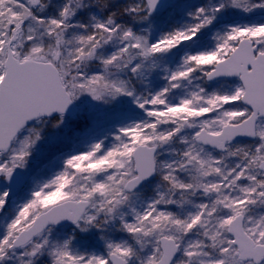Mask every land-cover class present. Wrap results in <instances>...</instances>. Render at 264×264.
<instances>
[{"label": "snow or ice", "instance_id": "obj_1", "mask_svg": "<svg viewBox=\"0 0 264 264\" xmlns=\"http://www.w3.org/2000/svg\"><path fill=\"white\" fill-rule=\"evenodd\" d=\"M0 264H264V0H0Z\"/></svg>", "mask_w": 264, "mask_h": 264}]
</instances>
